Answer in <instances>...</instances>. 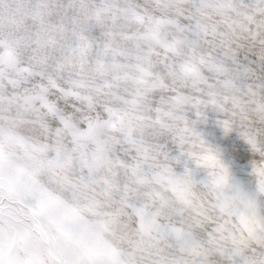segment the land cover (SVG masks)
I'll list each match as a JSON object with an SVG mask.
<instances>
[{
	"label": "clouds",
	"instance_id": "9594fccd",
	"mask_svg": "<svg viewBox=\"0 0 264 264\" xmlns=\"http://www.w3.org/2000/svg\"><path fill=\"white\" fill-rule=\"evenodd\" d=\"M0 264H264V0H0Z\"/></svg>",
	"mask_w": 264,
	"mask_h": 264
}]
</instances>
